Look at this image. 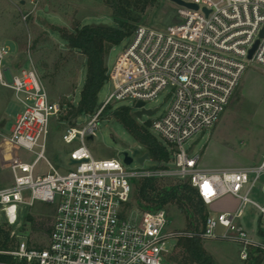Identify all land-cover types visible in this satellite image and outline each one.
<instances>
[{
  "label": "built area",
  "instance_id": "1",
  "mask_svg": "<svg viewBox=\"0 0 264 264\" xmlns=\"http://www.w3.org/2000/svg\"><path fill=\"white\" fill-rule=\"evenodd\" d=\"M182 1L199 8L176 4L177 23L162 30L140 26L123 42L109 74L112 94L85 115L86 123L79 124L80 116L62 134L74 147L65 172L48 159L52 124L65 106L51 99L33 62L12 61L11 46L0 41V86L20 107L6 138L35 156L11 165L14 181L0 189V213L8 226L19 228L27 207L41 202L56 208L45 248L11 232L21 240L0 251L13 259L8 264H165L183 238L236 244L244 261L253 251L264 252V201L255 196L264 198V159L254 167L205 169L189 144L219 123L246 71L264 67V0ZM165 91L170 104L151 126L171 152L165 167L128 170L125 162L90 152L87 141L97 137L108 107L129 101L134 112L144 102V109L160 111L148 105ZM42 160L46 174L37 171ZM163 177L187 181L208 207L226 196L239 205L210 213L199 230H170L165 209L140 212L130 206L134 181ZM250 208L257 211L254 224L246 221Z\"/></svg>",
  "mask_w": 264,
  "mask_h": 264
},
{
  "label": "rangeland",
  "instance_id": "2",
  "mask_svg": "<svg viewBox=\"0 0 264 264\" xmlns=\"http://www.w3.org/2000/svg\"><path fill=\"white\" fill-rule=\"evenodd\" d=\"M24 15H29L24 20ZM177 6L170 0H160L149 7L142 20L135 25L154 29H166L177 23ZM105 24L116 26L113 10L107 0H0V41L7 42L20 65L33 62L53 101L65 106L60 120L52 124V132L48 146V159L62 172L69 171L68 159L74 147L62 141L64 131L72 126L73 119L70 105L77 106L86 84L87 59L84 54L68 47L67 43L56 31L57 28L73 29L77 26ZM134 30V32H135ZM133 32V33H134ZM133 35V34H132ZM131 35V36H132ZM124 43L114 47L106 65L111 69L116 63ZM113 88L107 82L99 94V104H102L112 94ZM170 97L168 91L162 93L157 101L149 103V108H161L158 113L138 120L141 126L150 124V132L159 140L161 138L151 130V126L168 108ZM120 107H131L129 101L110 106L105 111V118L97 131L94 140L87 141L90 152L99 159L116 158L124 163V152L133 156V149L141 146L130 132L114 117V112ZM20 107L15 103L10 90L0 86V189L13 184L14 178L11 165L17 162H32L34 154L14 145L6 137L10 134ZM71 116V117H70ZM87 117L82 115L78 122L86 123ZM163 143V142H162ZM191 153L201 156V165L205 169H231L259 166L264 159V67L251 66L244 74L241 84L232 98L219 123L211 130L198 134L190 141ZM171 153V152H170ZM172 159V158H171ZM157 164L147 160L141 165L134 160L126 165L128 170L148 171L155 169ZM37 171L46 174L48 166L45 161L39 162ZM158 191L187 181L163 177L156 178ZM144 179L134 181V192L130 206L132 209L143 210L140 207L139 190ZM239 201L233 196H226L210 207L206 206L208 215L222 211H234ZM164 209L168 213L169 228L174 231H191L199 225L195 214L182 211L178 203L170 202ZM56 213L54 206L36 203L22 212L21 225L12 228L5 222L0 213V227L6 228L28 239L31 247L45 248L53 219ZM34 219V224L29 221ZM193 218V220H191ZM193 221V223H191ZM12 238V237H11ZM14 248L21 240L13 237ZM180 241V240H179ZM166 258L165 264H198L190 254L185 252L182 242ZM203 251L214 264H252L241 260V247L222 241H201Z\"/></svg>",
  "mask_w": 264,
  "mask_h": 264
},
{
  "label": "trees",
  "instance_id": "3",
  "mask_svg": "<svg viewBox=\"0 0 264 264\" xmlns=\"http://www.w3.org/2000/svg\"><path fill=\"white\" fill-rule=\"evenodd\" d=\"M107 1L113 10L116 26L104 28L89 24L82 27L77 26L71 30L68 28L56 29L69 48L81 52L87 59L86 84L80 102L77 106H69L72 111L70 115L73 119L92 114L97 110L99 94L109 81V69L106 65V59L111 50L122 44L133 34L136 28L135 25L142 20L143 13L160 0ZM110 109L109 107L107 111ZM114 117L144 147L145 152L149 153L151 160L158 166L165 167L171 161L172 156L168 148L150 132V124L141 126L138 123L132 108L120 107L114 112ZM72 125H74V121ZM138 197L140 207L143 210L164 209L168 203L176 202L181 210L187 214L192 211L200 224L205 222L208 216L206 205L198 192L188 182L170 187L163 193L156 188L154 179H147L141 184ZM29 221L34 224L33 218H29ZM192 229L199 230L200 226H194ZM201 241L199 239L183 238L180 239L179 243L182 242L185 252L190 254L195 263L214 264L213 260L206 256L203 251ZM13 248L14 240L11 238V230L0 227V251H9ZM11 262H13L11 257L0 255V264Z\"/></svg>",
  "mask_w": 264,
  "mask_h": 264
},
{
  "label": "water",
  "instance_id": "4",
  "mask_svg": "<svg viewBox=\"0 0 264 264\" xmlns=\"http://www.w3.org/2000/svg\"><path fill=\"white\" fill-rule=\"evenodd\" d=\"M170 1L177 4V5L186 6L188 8L194 9V10H198V8H199L195 4H188L182 0H170ZM93 26H99V27H104V28L109 27V25H105V24H100V25L93 24ZM262 35H263V32H262L261 36ZM258 44H259V42H257L254 45L253 49L250 51L249 59H252L253 54H254L255 50L257 49ZM144 106H145L144 102H138L135 106L134 116L138 120H142L145 115L151 117V116L155 115L158 111V110H154V111L146 110V109H144ZM89 140H93V137H89ZM123 155H124V162L127 165L132 164L134 162V159H136V161L138 163H140L141 165H144V163L147 160H150L149 153L145 152V153L141 154V151L139 149H133V156H130L128 152H124ZM75 163L76 162H72L71 165H74Z\"/></svg>",
  "mask_w": 264,
  "mask_h": 264
},
{
  "label": "crops",
  "instance_id": "5",
  "mask_svg": "<svg viewBox=\"0 0 264 264\" xmlns=\"http://www.w3.org/2000/svg\"><path fill=\"white\" fill-rule=\"evenodd\" d=\"M255 196L258 200L260 199L264 201V198H262V196L259 193H256ZM248 216H249V219H247L246 221L249 223L251 221L254 224V222L256 221V217H257V211L253 208H250L248 210ZM250 261L252 262V264H264V252L253 251L250 256Z\"/></svg>",
  "mask_w": 264,
  "mask_h": 264
}]
</instances>
